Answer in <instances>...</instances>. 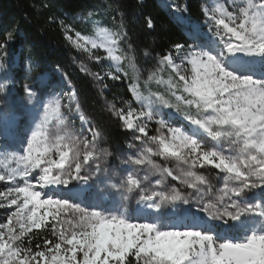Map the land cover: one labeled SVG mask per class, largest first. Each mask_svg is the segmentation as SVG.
<instances>
[{
	"label": "snow or ice",
	"instance_id": "snow-or-ice-1",
	"mask_svg": "<svg viewBox=\"0 0 264 264\" xmlns=\"http://www.w3.org/2000/svg\"><path fill=\"white\" fill-rule=\"evenodd\" d=\"M165 6L191 43L157 54L143 81L147 95L139 78L129 85L138 107L110 104L132 133L128 153L104 146V130L82 109L59 65L62 83L38 77L24 84L35 104L18 143L15 110L7 96L0 101V264H264V0H207L203 24L183 15L186 4ZM92 16L94 34L60 20L64 37L88 61L116 68L99 75L82 60V72L101 84L106 76L119 80L124 62L137 67L125 14L117 11L111 27ZM145 21L155 28L150 17ZM13 39L9 32L0 41L5 94L14 84ZM32 65L29 58L28 71ZM165 68L167 79L160 75ZM152 122L158 127L149 135ZM34 230L46 233L36 250Z\"/></svg>",
	"mask_w": 264,
	"mask_h": 264
},
{
	"label": "trees",
	"instance_id": "trees-1",
	"mask_svg": "<svg viewBox=\"0 0 264 264\" xmlns=\"http://www.w3.org/2000/svg\"><path fill=\"white\" fill-rule=\"evenodd\" d=\"M202 1L175 0V3L186 4L187 15L200 21L203 18ZM165 4L166 0H143L142 4L137 0H0V41L9 32L14 35V39L8 44L9 78L14 80V84L9 86L7 92L13 93L22 72L33 78L47 75L50 81H63L61 72L57 71L59 65L76 87L82 109L104 130V146L110 150H123L129 140L128 133L121 127V122L108 111L106 102L126 109V101L133 99L129 85L136 82L137 78L141 83V91L147 95L143 86L147 72L144 68L155 69L157 54L163 56L173 44L191 43L185 35V27L174 20L171 10ZM114 8L116 11H113ZM90 11L93 13L91 20L106 15L110 19L109 27L113 24L112 17L117 15V11L125 14L130 42L137 57V67L134 73L128 75L126 84L113 81L107 76L101 84L95 81V76L82 72L79 66L82 60L88 64L91 73L103 75L106 69L101 63L84 59V53L75 49L64 37L59 21L63 20L85 34V26L91 25L87 18ZM53 17L55 20L50 22ZM146 17L154 21V29H148ZM91 33L94 34L95 31ZM145 49L151 53L149 57L144 56ZM99 53L105 54L103 51ZM29 58L33 61L31 71L27 70ZM15 59L19 60L15 62ZM166 70L169 72L166 68L164 72L168 73ZM104 84L107 88H104ZM150 87L152 91L157 90L155 83ZM163 89L164 86H159V90ZM121 100L125 101L123 105ZM35 239L43 241V234L39 233Z\"/></svg>",
	"mask_w": 264,
	"mask_h": 264
},
{
	"label": "rangeland",
	"instance_id": "rangeland-1",
	"mask_svg": "<svg viewBox=\"0 0 264 264\" xmlns=\"http://www.w3.org/2000/svg\"><path fill=\"white\" fill-rule=\"evenodd\" d=\"M207 0H203L202 1V4L206 3ZM201 4V6H202ZM172 12V11H171ZM174 13V12H172ZM202 13V16L204 17L203 15V12L201 11ZM175 14V13H174ZM96 20H100L101 21V24L99 25L100 27H109L108 25L110 24V19L105 15V16H101V17H98ZM203 24V22H202ZM185 27V25L183 26ZM85 34H92L91 32L95 31V26L94 25H86L85 26ZM100 51H103V50H99L97 52V55H100ZM84 53V52H83ZM106 55V54H104ZM84 59L87 60V53H84ZM19 59H15V62H17ZM88 61V60H87ZM91 62H94V63H101L104 67V69H106V71L104 72H116V68L115 66L113 65L112 62L110 61H103V62H97L95 60H92ZM16 66V64H15ZM146 72V74L144 75V80L147 79L148 77V74H149V70L150 68H144ZM167 71V70H166ZM168 72V71H167ZM134 73V69L131 67V64L129 62H124L123 65H122V68L119 72V75H120V79L119 80H116V82H121L122 84H126V80L128 78V75L129 74H132ZM169 73V72H168ZM168 73L162 71L160 72V75L164 78V79H167L168 78ZM57 77H59L58 75H56ZM40 77H43L45 78L46 80H48L49 82H51L53 85H57V84H60L62 83V81H59V82H56V81H50L49 80V77L47 75L45 76H40ZM110 78V77H108ZM111 79V78H110ZM37 80V78H33L32 76H29V75H26V72H22V77L20 79V81L16 82L15 84V89L13 91V93H9L7 92L6 94L5 93H0V101H3L5 99V96H7V101L8 103L13 107V109L15 110V113H16V117H17V120H16V126H15V129H14V132L16 134V140L13 141V143H18V139L19 138H22L24 136V133L26 131V125L29 121H31L33 119V116L32 114L28 111L29 109H32L33 105L35 104V100H33L31 103H29V101L27 100L26 98V95H25V92H24V84L26 83H29V84H32V83H35ZM112 80V79H111ZM95 81L98 82L97 79H95ZM154 83V82H153ZM37 92L39 93L40 89L39 87H37ZM63 90L64 91H67L68 90V87L67 85H63ZM51 91V90H49ZM57 92L61 91L60 88H57L56 89ZM55 94V93H53ZM47 97H45V101H46ZM127 102H132V106L133 107H138L137 104H135V100L134 98L131 100V101H126V107H127ZM110 104L112 103H109V102H106V105L107 107L109 108ZM3 105L0 104V107H2ZM75 124L77 127H79V120L78 118L75 119ZM2 127V126H0ZM158 127V125L155 123V122H152L150 124V132H149V135L153 134L155 129ZM127 133H128V142L132 140V133L130 130H126ZM5 141V137H4V134H3V131L0 130V144H3V142ZM125 144L123 150L119 151V150H112L116 155H123V154H126L128 153V149H127V143ZM158 160L161 159V158H157ZM211 167V166H209ZM213 175L216 174L217 170L213 169ZM205 175H208L207 172L204 173ZM174 184H176V186H179V181H173ZM222 186V185H220ZM4 219L3 217V210L0 209V222H2ZM39 233H42L43 234V238L44 236L46 235V233L44 232H40L39 230H34V234L32 236V239H31V243H32V247H33V250H36L35 249V246L37 244H42L43 241L39 240V239H35V237L39 234ZM27 245V240L25 241V246Z\"/></svg>",
	"mask_w": 264,
	"mask_h": 264
}]
</instances>
